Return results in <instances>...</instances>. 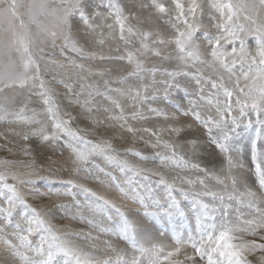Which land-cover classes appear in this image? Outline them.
Returning a JSON list of instances; mask_svg holds the SVG:
<instances>
[{
	"label": "snow or ice",
	"instance_id": "snow-or-ice-1",
	"mask_svg": "<svg viewBox=\"0 0 264 264\" xmlns=\"http://www.w3.org/2000/svg\"><path fill=\"white\" fill-rule=\"evenodd\" d=\"M0 123L21 145L4 136V150L25 157L0 159V264H251L264 251L245 239H264V0H0ZM33 141L58 157L47 170ZM26 191L71 203L38 208Z\"/></svg>",
	"mask_w": 264,
	"mask_h": 264
},
{
	"label": "rangeland",
	"instance_id": "rangeland-1",
	"mask_svg": "<svg viewBox=\"0 0 264 264\" xmlns=\"http://www.w3.org/2000/svg\"><path fill=\"white\" fill-rule=\"evenodd\" d=\"M106 54H108V53L106 52ZM56 58L61 59V60L63 59V57H59L58 55ZM102 67L123 69L124 67H126V65L123 63H121V64L104 63L102 65ZM58 91L63 93L64 92L63 87H58ZM158 106L161 108L167 107L166 104H160ZM169 111H172V109H169ZM73 114L75 115V111L73 112ZM158 123H160V122L159 121H151L145 126L152 127ZM80 126L81 127H88V124L81 121ZM4 136H7L8 140L12 141L16 145V147L13 148V152H16V150L21 146L18 139H15L9 133V126L5 125L3 123H0V159H13V160L25 159V157H23L22 155H14V154L9 153V152L4 150V148H3V145H5ZM116 143H117V146H119V147H125L126 148V147H132L133 146V140L130 136H128L123 141L117 140ZM135 147L141 151H147L148 153L152 152V149L148 148L145 144L140 143L139 141L135 142ZM32 148H33V156L36 160V163L38 165H44V168L46 170L49 167V164H48L49 159H51V160L58 159L57 156L52 155V152L46 146H38L35 141L32 142ZM64 156H67V151L64 152ZM128 159L132 160L134 162L140 163L138 158L129 156ZM97 162L100 163L102 166H104V162L102 160H98ZM202 163H204L209 168H218L221 166V162L219 159L212 161V163H208V159L205 158L204 160H202ZM148 166L154 167V165H148ZM110 170H112V169H110ZM113 171H115V170H113ZM42 174H47V173L45 171ZM116 174L119 175L118 172H116ZM85 182L88 183L89 187L94 188V190H96L98 192L104 193L108 198L115 200L118 204L123 205L127 209H136L139 207V205L133 204L131 201L121 198L119 193L114 191V190L113 191H107L101 185H98V184L93 183V182H88V181H85ZM36 187L42 193L47 191V189L42 185L38 184ZM26 196L28 198L29 203H32L34 206H36L38 208L43 207L45 205H50L53 201H55V203H57V204L71 203L70 197H61V198H55L52 196L41 197V196L35 195L34 193H29L27 191H26ZM183 203L186 205L188 202H183ZM185 210L187 211L189 209L186 208ZM133 219L139 220L140 218L133 215ZM54 223H56L58 226H61V227H67L68 229H70L72 231H81V230H83L85 232L91 231L94 236L95 235L100 236V241L111 240L113 242V244L115 246H117L118 248H125V249L128 248L127 244L124 241L117 240L111 236L100 234L97 231L91 229L86 223H84L78 219H73L71 215L65 216L62 213L57 212L55 215V218H54ZM140 225H141V227L149 228L151 231V234L153 236H157V238H159L158 233L156 231L159 228V225L156 223V221L145 218L144 220L140 221ZM166 236H170V233H167ZM245 239L256 240L257 243H264V239H262L261 236H247V237H245ZM166 242L171 243V240L170 239L166 240ZM76 243L84 244L85 241L77 240ZM97 243H99V241ZM2 249H3V244L0 243V255L3 254ZM188 251L190 252L191 250L189 249ZM262 256H264V251L257 249L248 258L251 261V264H264V261L261 260ZM180 258L182 259L183 257L181 256Z\"/></svg>",
	"mask_w": 264,
	"mask_h": 264
}]
</instances>
